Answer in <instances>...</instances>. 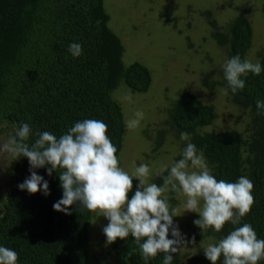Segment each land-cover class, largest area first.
I'll return each mask as SVG.
<instances>
[{"label": "trees", "instance_id": "obj_1", "mask_svg": "<svg viewBox=\"0 0 264 264\" xmlns=\"http://www.w3.org/2000/svg\"><path fill=\"white\" fill-rule=\"evenodd\" d=\"M109 21L104 0H0L2 131L28 123L33 133L49 131L59 137L77 121L103 120L109 138L117 147L120 165L126 127L114 93L122 86L132 93H146L152 78L149 69L141 63H124V45ZM210 23L215 29L214 40L228 50L229 58L240 55L246 59L252 47L251 22L246 18L235 19L226 32L216 23ZM71 43L82 45V54L77 58L68 51ZM259 58L264 69V50ZM216 74V71L207 74L204 86L212 92L224 87L236 107L249 114L250 121L243 131L210 132L208 129L216 119L214 108L189 92L181 94L168 109L165 126L169 130L153 129L157 134L153 151L162 147L165 135L171 132L182 151L191 142L203 152L218 180L235 182L247 176L254 184V204L240 225L227 223L219 233L209 228L200 237L188 235L187 247L193 238L199 237L196 245L199 253L192 256L191 264H211L203 252L210 243L201 246V241L211 238L217 243L244 223L251 224L257 237L264 239V114L258 113L256 107L257 100H264V70L258 76L249 73L242 77L245 88L235 94L227 85L223 71L218 81L211 80ZM181 132L189 134L187 141L180 140ZM35 138L31 136L28 143ZM36 171L49 181L51 194L30 195L18 189V184L30 175L28 160L20 158L12 169L11 190L0 217V246L15 250L18 264H163V253L145 262L131 236L112 244H107L104 238L98 243L102 256L94 252L98 247L91 236L94 212L77 211L79 205L72 207L71 215L54 211L53 204L62 197L58 176L62 170L53 172L51 177L44 168ZM138 183L133 181L129 199ZM156 183H162L161 174ZM170 193L176 195L178 191ZM173 197L169 199L171 205L177 203ZM187 256L189 251L183 256L178 251L173 264H187L184 261Z\"/></svg>", "mask_w": 264, "mask_h": 264}, {"label": "clouds", "instance_id": "obj_2", "mask_svg": "<svg viewBox=\"0 0 264 264\" xmlns=\"http://www.w3.org/2000/svg\"><path fill=\"white\" fill-rule=\"evenodd\" d=\"M68 51L77 58L82 54V45L71 43ZM262 70L259 62L242 59L240 55L232 56L223 65L224 79L234 94L245 88L242 77L249 73L258 76ZM256 107L258 113L264 114V100H257ZM134 115V119L125 121L129 130L139 126L144 113L137 111ZM107 132V124L99 119L77 121L59 137L49 131L33 133L28 123H19L6 138L0 139V156L13 161L28 160L30 175L18 184V189L30 195L51 194L49 181L37 169H46L49 177L62 170L58 174L62 197L53 204V210L71 215L72 207L79 205L77 211L87 210L105 217L106 243L131 236L145 262L163 253V264H173L175 254L188 244L174 223V210L163 198L165 192L180 191L186 196L184 208L198 214L199 219L193 223L202 233L209 228L219 233L227 223L240 225L241 219L250 213L254 204L253 182L247 176L235 182L218 180L195 144L188 142L181 158L161 170V184L146 183L149 166L140 164L132 175L124 171L119 166L117 147ZM33 135L36 138L29 144ZM188 138V133H180V140ZM134 177L139 183L129 199ZM203 252L211 264H259L264 261V239L257 237L251 224L244 223L217 243L209 244ZM18 260L15 250L0 246V264H18Z\"/></svg>", "mask_w": 264, "mask_h": 264}, {"label": "rangeland", "instance_id": "obj_3", "mask_svg": "<svg viewBox=\"0 0 264 264\" xmlns=\"http://www.w3.org/2000/svg\"><path fill=\"white\" fill-rule=\"evenodd\" d=\"M104 6L110 17V28L124 45V63H141L149 69L152 78L146 93H132L123 86L114 93V99L122 108L124 122L134 119L137 111L144 113L137 128H126L119 154V166L124 171L132 175L140 164H147L150 175L145 182L156 183L161 170L181 158L180 142L171 132L165 135L162 147L153 151L157 136L153 129H168L165 126L168 109L185 92L214 108L216 119L208 129L210 132L244 130L250 121L249 114L236 107L227 89L219 87L212 92L203 83L204 77L212 71L217 74L211 80L218 81L219 73L229 59L228 50L214 40L215 29L210 22L226 32L235 19H248L253 37L246 59L260 63L259 54L264 50V0H104ZM2 130L0 128V139L12 131ZM15 162L8 156H0V217L11 190L9 182ZM133 181H136L135 177ZM170 194V191L165 192L163 198L169 201L174 196L176 199L177 203L170 207L174 210V223L185 238L203 235L193 223L199 219L198 214L186 212L184 208L186 196L180 191L176 195ZM93 215L91 236L98 246L94 252L102 256V247L98 243L106 238L103 227L108 221L95 212ZM199 237L192 240L189 247L187 244L179 250L182 256L189 251V256L184 258L187 264H191L192 256L199 253L196 248ZM201 243L206 246L215 244V240L209 238Z\"/></svg>", "mask_w": 264, "mask_h": 264}]
</instances>
